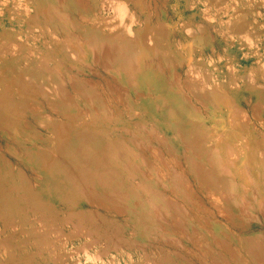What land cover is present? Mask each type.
<instances>
[{"label":"rangeland","instance_id":"1","mask_svg":"<svg viewBox=\"0 0 264 264\" xmlns=\"http://www.w3.org/2000/svg\"><path fill=\"white\" fill-rule=\"evenodd\" d=\"M0 264H264V0H0Z\"/></svg>","mask_w":264,"mask_h":264},{"label":"bare ground","instance_id":"2","mask_svg":"<svg viewBox=\"0 0 264 264\" xmlns=\"http://www.w3.org/2000/svg\"><path fill=\"white\" fill-rule=\"evenodd\" d=\"M111 1H112V0H111ZM114 2H115V1H114ZM121 7L123 8V6H121ZM121 7L117 8V10H118L117 17H118L119 19H120V18H123V17L126 15V13H128V12H125V10H126L125 8H124V9H125V10H124V9H121ZM111 9H112V8H111ZM126 11H127V10H126ZM113 14H114V13H113ZM128 16H129V15H128ZM125 17H126V16H125ZM113 18H114V17H113ZM118 18H117V19H118ZM126 19H127V18H126ZM131 20H132V17H131ZM128 36H129V35H128ZM104 43H105V42H104ZM104 43H103V44H104ZM103 44H102V46H104ZM107 45H110V44H107ZM104 47L106 48L107 46H104ZM104 47H103V48H104ZM106 50H108V49H106ZM188 66H189V65H188ZM259 157H260V156H259ZM224 198H225V197H224ZM77 260H78V259H77Z\"/></svg>","mask_w":264,"mask_h":264}]
</instances>
